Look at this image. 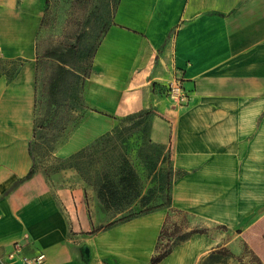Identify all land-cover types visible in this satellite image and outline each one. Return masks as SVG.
<instances>
[{"label":"crops","instance_id":"obj_1","mask_svg":"<svg viewBox=\"0 0 264 264\" xmlns=\"http://www.w3.org/2000/svg\"><path fill=\"white\" fill-rule=\"evenodd\" d=\"M45 3L0 0V264L39 254L42 264H150L167 209L94 232L105 215L88 211L73 172L37 170L18 182L33 166ZM92 66L86 99L102 114L92 112L59 154L110 131L114 117L150 109L149 140L184 173L171 208L243 226L220 247L231 257L216 264H238L242 247L264 264V0H117ZM153 83L172 91L161 96ZM218 245L211 233L192 234L158 264H199Z\"/></svg>","mask_w":264,"mask_h":264},{"label":"rangeland","instance_id":"obj_2","mask_svg":"<svg viewBox=\"0 0 264 264\" xmlns=\"http://www.w3.org/2000/svg\"><path fill=\"white\" fill-rule=\"evenodd\" d=\"M116 3L117 0H47L38 33L34 63L36 128L30 140L34 167L49 178L50 175L60 172H64V176L73 172L71 175L83 177L95 186L104 181L105 177L116 181V169L120 166L128 165L135 173L139 197L121 213L101 209L106 222L101 227L120 222L125 216L136 215L151 205L163 204L176 177L168 150L148 139L150 116L143 114L148 109L114 117L113 131H108L102 140H98L93 148L89 149L94 143L92 139L80 149H85L81 157H76L80 150L71 151L64 156L59 154L92 112L101 114L98 109L87 103L86 90L88 79L93 73L95 50L103 33L111 24ZM56 48L65 54L62 64L65 74L56 104L50 107L47 105L46 82L56 72L59 63L48 55ZM152 91L162 96L169 95L172 90L163 86L154 87ZM94 193L95 190L91 186L85 193L84 203L88 211L91 209L90 205L97 208ZM144 195L151 197L147 204L140 201V197ZM242 228L243 226L229 229L208 223L189 213H174L169 210L161 244L168 243L170 234L174 231L177 234L191 230L211 233L219 241L218 248L213 250L217 252L215 257L223 258L226 262L233 253L228 248L220 247L236 236ZM237 259L238 264H258V260L249 255V251L244 247L242 256ZM210 261L207 259L199 264H209Z\"/></svg>","mask_w":264,"mask_h":264},{"label":"trees","instance_id":"obj_3","mask_svg":"<svg viewBox=\"0 0 264 264\" xmlns=\"http://www.w3.org/2000/svg\"><path fill=\"white\" fill-rule=\"evenodd\" d=\"M47 1V0H46ZM42 23V22H41ZM41 27V25H40ZM105 33V32H104ZM103 33V34H104ZM64 53H62L59 49H54L53 51L49 52V57L55 59L59 65L56 69V72L47 80L46 82V88H47V105L50 107L55 106L56 104V99L60 90V85L61 82L63 80L64 74H65V69L63 67V62H64ZM152 89L154 87H163L162 85H157L156 83H153L151 85ZM93 110V109H92ZM150 109H148L147 111H144L143 114L145 116H151V111H149ZM102 114V112H101ZM35 121H36V97H35V109H34V126H33V134L35 133ZM80 124V123H79ZM114 126H115V119H114ZM111 129V131H113L114 129ZM149 127V125H148ZM109 131V132H111ZM107 132V133H109ZM32 134V136H33ZM106 134V133H105ZM99 136L96 139H93L94 143L89 147V149H92L93 146L98 142V140H102L104 135ZM107 135V134H106ZM149 139V138H148ZM150 141V140H149ZM151 142V141H150ZM28 150H29V154L32 158V152H31V147H30V142L28 144ZM85 150V149H84ZM84 150H80V152H78V154H76V157H81L83 155ZM33 161V159H32ZM117 175H118V179L116 181H113L110 177H105L104 181H102L101 183L97 184L96 186L94 184H90L88 182L87 179H84L83 177H79L82 182H83V186H84V194L86 193V191L88 190V188H90V186L92 187V189L95 190L94 196L96 199H94L97 203V208L98 209H103L104 211L107 212V210H114L118 213H121L125 210H127L130 206V204L133 202V200H135L137 197H139V190H138V183L136 181V176L134 171L127 166H120L117 169ZM37 171V169L34 167V161H33V166L30 168V170L27 172V174L18 179V182H23L25 180H28L30 177H32V175ZM184 173L182 171L176 170V178L182 176ZM173 184V182H172ZM90 185V186H89ZM172 187V185H171ZM171 187L170 189H168L167 191V195L165 198V201L163 202V204H158V205H151L148 208L144 209L143 211H140L138 214L136 215H128L125 216L124 218H122L120 220V222L117 223H122L124 221H127L129 219L135 218L137 216L140 215H144V214H148L151 212H154L158 209H167L168 211H172V212H176V213H184L181 211H178L176 209L171 208L170 205V199H171ZM151 200V197H149V195H144L142 197H140V201L142 202V204H147L149 201ZM94 201V202H95ZM99 202V203H98ZM163 206V207H161ZM168 221V216L166 217V221L162 227V230L160 232V236H159V240L158 243L156 245V249H155V253L152 256L151 260H150V264H158L160 261H162L167 255L170 254V252L172 251L173 247L180 244L181 242L185 241L187 238H189L192 234H196V233H203V232H197V231H190L188 233H183V234H177L175 231L172 232L170 234V239L168 240V243H166L165 245L161 244V239L163 236V232L164 229L166 227V223ZM115 222L109 223L104 227H97L96 229H94L95 231L101 230L102 228H106L109 226H112L114 224H117ZM224 227V226H223ZM217 252L212 251L210 252L207 257L203 258L200 261H204V260H211L209 264H216V263H224V259H219L218 257H215V254ZM258 264H260L259 261H257Z\"/></svg>","mask_w":264,"mask_h":264},{"label":"built area","instance_id":"obj_4","mask_svg":"<svg viewBox=\"0 0 264 264\" xmlns=\"http://www.w3.org/2000/svg\"><path fill=\"white\" fill-rule=\"evenodd\" d=\"M20 250V246L19 245H15L14 246V254H17ZM21 261L24 264H42L44 261V255L43 254H39L37 256L34 257H26V256H21L20 257ZM2 264H6V263H2Z\"/></svg>","mask_w":264,"mask_h":264},{"label":"water","instance_id":"obj_5","mask_svg":"<svg viewBox=\"0 0 264 264\" xmlns=\"http://www.w3.org/2000/svg\"><path fill=\"white\" fill-rule=\"evenodd\" d=\"M82 255H83L86 259H88V249H87L86 247H83V248H82Z\"/></svg>","mask_w":264,"mask_h":264}]
</instances>
